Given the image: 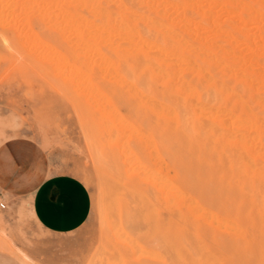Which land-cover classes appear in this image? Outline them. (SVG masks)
<instances>
[{"label":"bare ground","instance_id":"bare-ground-1","mask_svg":"<svg viewBox=\"0 0 264 264\" xmlns=\"http://www.w3.org/2000/svg\"><path fill=\"white\" fill-rule=\"evenodd\" d=\"M56 4L67 34L72 29V37L77 35V46L83 51L113 52L121 62L116 80L130 90L141 84V96L157 111L154 122L140 111L144 128L151 132L146 131L147 139L146 133L138 132L141 138H152L148 147L156 146L151 150L158 166L149 173L158 190L156 256L161 263L211 264L226 251L222 243L238 242L244 229L263 228L264 0H58ZM105 119L104 125L97 119L106 129L104 136L116 128L112 121L119 117ZM122 131L126 134V129ZM113 133L110 140L117 137L118 142H112L124 145L120 142L124 133L120 138V133ZM113 143L104 144L106 149L113 147L105 153L106 164L118 152L119 144ZM115 163L117 168L120 161Z\"/></svg>","mask_w":264,"mask_h":264},{"label":"rangeland","instance_id":"rangeland-1","mask_svg":"<svg viewBox=\"0 0 264 264\" xmlns=\"http://www.w3.org/2000/svg\"><path fill=\"white\" fill-rule=\"evenodd\" d=\"M57 1L0 0V142L11 137L30 142L35 147L37 169L42 176L69 172L80 177L90 192V211L78 228L50 232L35 220L29 195H10L1 190L0 200L6 207L0 208V264H162L156 256L158 190L149 173L156 170L158 160L155 150L152 151L154 142L148 147L152 133L148 134L151 139L146 140L151 131L144 128L145 117H141V112H145L154 122L158 120L157 111L153 110V103L150 106L146 101L147 97L142 95L144 98L140 99L141 84L137 90H130L126 83L117 81L121 62L113 52L83 51L77 46V35L72 37L74 30L67 34L66 25L62 24L65 20ZM112 112L127 123L121 126L119 120L112 121L111 118H117ZM102 117L116 123L119 138L125 135L120 139L125 144L117 143L118 149L114 146L118 159L115 155L109 161L112 168L106 164L105 153L112 151V143L117 141L112 136V142L109 136L116 128L112 131L111 127V133L109 130L110 134L104 136ZM129 128L134 130L129 132ZM139 130L142 135L146 133V139L142 136L145 140ZM102 136L105 143L109 137V149L104 147L109 144H103ZM153 154L156 160L151 158ZM114 163L120 168H115ZM162 212L165 214L166 210ZM244 232L238 242L222 243L226 251L218 253L214 264H264V227ZM220 245L216 244L218 248Z\"/></svg>","mask_w":264,"mask_h":264},{"label":"crops","instance_id":"crops-1","mask_svg":"<svg viewBox=\"0 0 264 264\" xmlns=\"http://www.w3.org/2000/svg\"><path fill=\"white\" fill-rule=\"evenodd\" d=\"M1 190L29 195L35 220L50 232L74 230L89 215L91 196L85 182L69 172L40 175L35 147L19 138L0 142Z\"/></svg>","mask_w":264,"mask_h":264},{"label":"built area","instance_id":"built-area-1","mask_svg":"<svg viewBox=\"0 0 264 264\" xmlns=\"http://www.w3.org/2000/svg\"><path fill=\"white\" fill-rule=\"evenodd\" d=\"M6 207V204L4 201L0 200V208H4Z\"/></svg>","mask_w":264,"mask_h":264}]
</instances>
